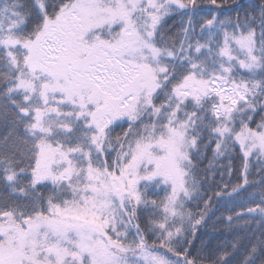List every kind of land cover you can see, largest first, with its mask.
<instances>
[{"label":"snow or ice","instance_id":"1","mask_svg":"<svg viewBox=\"0 0 264 264\" xmlns=\"http://www.w3.org/2000/svg\"><path fill=\"white\" fill-rule=\"evenodd\" d=\"M0 264H264V0H0Z\"/></svg>","mask_w":264,"mask_h":264}]
</instances>
